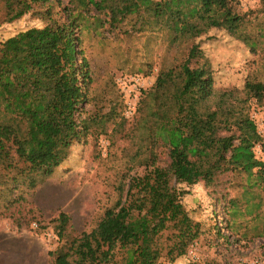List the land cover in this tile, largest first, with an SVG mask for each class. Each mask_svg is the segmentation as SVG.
Returning a JSON list of instances; mask_svg holds the SVG:
<instances>
[{
  "label": "trees",
  "instance_id": "1",
  "mask_svg": "<svg viewBox=\"0 0 264 264\" xmlns=\"http://www.w3.org/2000/svg\"><path fill=\"white\" fill-rule=\"evenodd\" d=\"M41 1L49 0H0V24L23 17ZM137 1L124 16L135 14L142 22L143 16L153 19L154 26L168 31L171 45L191 43L187 57L162 69L156 84L147 91L154 102L150 114L143 118L144 127L150 123L146 139L165 145L170 163L153 164L145 173L130 176L127 184L118 185V197L88 231L69 235L70 217L60 212L57 230L64 242L49 252L53 264L175 261L186 255L202 234V223L183 202L186 191L177 185L212 181L227 164L248 172L257 167L264 170V161L256 158L253 149L262 135L246 111L251 98L264 101V79L248 78L243 97H238L234 89L216 91L207 62L192 65L204 58L196 38L214 27L250 44V37L243 33L245 15L235 7L237 0ZM70 2L64 20L53 21L40 32L35 28L19 31L0 43L2 193H12L20 181L36 188L39 173H51L68 158L72 145L105 118L97 114L82 117L92 81L81 48L86 8L79 0ZM47 14L50 18V10ZM230 99H235L236 105L229 103ZM32 139L42 162L38 169L23 152L24 143ZM150 154L155 158L154 150ZM6 182H12L13 187ZM230 206L229 216L224 218L226 227L238 229L233 222L236 201L231 200Z\"/></svg>",
  "mask_w": 264,
  "mask_h": 264
},
{
  "label": "rangeland",
  "instance_id": "2",
  "mask_svg": "<svg viewBox=\"0 0 264 264\" xmlns=\"http://www.w3.org/2000/svg\"><path fill=\"white\" fill-rule=\"evenodd\" d=\"M79 2L86 8L81 48L92 75L82 117L105 118L72 145L68 158L51 173H39L36 188L20 181L12 193L0 192V264H53L49 252L64 242L57 230L60 212L70 217L69 235L88 231L118 197V185L127 184L130 176L145 173L153 164L170 163L168 148L146 139L150 123L144 127L143 118L154 102L147 91L162 69L187 57L191 43L171 45L168 31L154 26L153 19L143 16L142 22L135 14L124 16L138 5L137 0ZM71 6L70 0L35 3L23 17L0 24V43L19 31L35 28L40 32L47 24L64 20ZM235 7L245 15L243 33L250 37V44L214 27L196 38L204 58L192 65L207 62L216 91L234 89L236 96L243 97L248 78L264 79V0H237ZM126 93L137 100L131 117L125 113ZM234 100L228 102L236 105ZM246 111L262 135L253 149L256 158L264 161V101L251 98ZM151 149L155 158L150 156ZM23 152L38 169L42 162L37 142H25ZM6 185L13 187L12 182ZM177 186L186 191L183 202L202 223V234L193 243V256L187 253L159 264H264V170L257 167L248 172L227 164L212 181ZM231 200L238 206L233 220L238 229L226 227L224 221Z\"/></svg>",
  "mask_w": 264,
  "mask_h": 264
},
{
  "label": "built area",
  "instance_id": "3",
  "mask_svg": "<svg viewBox=\"0 0 264 264\" xmlns=\"http://www.w3.org/2000/svg\"><path fill=\"white\" fill-rule=\"evenodd\" d=\"M122 80H124V79H122ZM127 94V100H126V109H125V113H126V116L127 117H131L134 113H135V111H136V104H137V100L136 99H131L130 98V96H129V94L128 93H126ZM194 245L192 246V248L188 251V253H189V255L190 256H193V253H194Z\"/></svg>",
  "mask_w": 264,
  "mask_h": 264
},
{
  "label": "crops",
  "instance_id": "4",
  "mask_svg": "<svg viewBox=\"0 0 264 264\" xmlns=\"http://www.w3.org/2000/svg\"><path fill=\"white\" fill-rule=\"evenodd\" d=\"M1 254H3V253L1 252V249H0V255H1Z\"/></svg>",
  "mask_w": 264,
  "mask_h": 264
}]
</instances>
